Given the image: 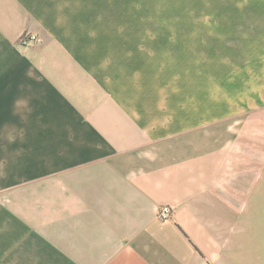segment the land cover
<instances>
[{
    "label": "crops",
    "instance_id": "0c3cea01",
    "mask_svg": "<svg viewBox=\"0 0 264 264\" xmlns=\"http://www.w3.org/2000/svg\"><path fill=\"white\" fill-rule=\"evenodd\" d=\"M213 2L264 26V0ZM79 6L0 0V264H255L264 194L223 191L238 120L192 112L181 69Z\"/></svg>",
    "mask_w": 264,
    "mask_h": 264
},
{
    "label": "rangeland",
    "instance_id": "374dc122",
    "mask_svg": "<svg viewBox=\"0 0 264 264\" xmlns=\"http://www.w3.org/2000/svg\"><path fill=\"white\" fill-rule=\"evenodd\" d=\"M214 0H74L94 32L123 34L157 51L184 83L192 112L238 120V142L225 171L226 193L264 194V26L224 24L225 11L202 9ZM145 37V38H144ZM134 38V37H132ZM129 39V38H128ZM135 39V38H134ZM177 77V75H176ZM186 88V86H185ZM253 185V189L251 186ZM255 199V198H254ZM255 202V203H254ZM248 216L255 264H264V203ZM243 220H247L244 215Z\"/></svg>",
    "mask_w": 264,
    "mask_h": 264
},
{
    "label": "built area",
    "instance_id": "2783aa9c",
    "mask_svg": "<svg viewBox=\"0 0 264 264\" xmlns=\"http://www.w3.org/2000/svg\"><path fill=\"white\" fill-rule=\"evenodd\" d=\"M26 37H22V41H25ZM171 214V208L168 205H163L158 210V215L161 218H168Z\"/></svg>",
    "mask_w": 264,
    "mask_h": 264
}]
</instances>
